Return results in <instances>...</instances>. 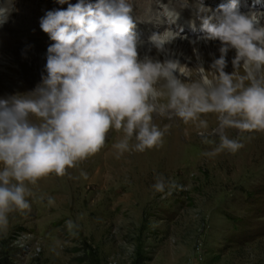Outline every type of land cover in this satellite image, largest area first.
I'll use <instances>...</instances> for the list:
<instances>
[{
  "label": "clouds",
  "instance_id": "1",
  "mask_svg": "<svg viewBox=\"0 0 264 264\" xmlns=\"http://www.w3.org/2000/svg\"><path fill=\"white\" fill-rule=\"evenodd\" d=\"M132 11L130 0H79L41 18L40 28L55 41L47 48V75L29 94L0 98V234L11 213L31 210V186L68 175L105 147L110 131L121 134L113 145L117 158L163 146L168 126L158 127L154 116L174 114L202 136L208 128L202 116L210 113L220 129L264 132V13H242L239 0H229L219 14L202 16L200 39L219 40L221 55L211 78L200 69V79L186 83L175 73L189 72L177 62L138 59ZM176 35L166 31L151 40L161 49ZM229 49L236 50L232 64L243 74L224 71ZM243 147L221 135L204 155ZM153 188L167 196L181 186L160 175ZM68 227L78 225L69 221Z\"/></svg>",
  "mask_w": 264,
  "mask_h": 264
},
{
  "label": "rangeland",
  "instance_id": "2",
  "mask_svg": "<svg viewBox=\"0 0 264 264\" xmlns=\"http://www.w3.org/2000/svg\"><path fill=\"white\" fill-rule=\"evenodd\" d=\"M38 1L18 0V5L31 11L55 4L56 10L59 3ZM161 9L156 6L167 18L172 16ZM41 31L36 27L27 34L42 36L37 35ZM160 31L154 35L168 30ZM3 32L14 34L9 25ZM180 36L172 53L161 48L165 62L178 63L184 40L196 42V47L216 41ZM5 42L0 38L1 45ZM6 54H0V98L33 92L47 75V53H38L40 69L23 63L29 78L37 77L35 83L21 75L14 52ZM201 61L192 62L196 80L200 69L208 73ZM186 69L190 77L178 71L175 75L187 83L193 74ZM214 73L210 69L207 75ZM202 118L208 122L203 136L174 114L154 116L157 126H174L165 133L163 146L119 158L113 145L121 134L110 131L105 147L68 175H52L31 186V210L11 213L6 233L0 234V264H264V132L242 134L220 129L216 115ZM221 135L240 140L244 147L234 154L224 150L205 156L219 145ZM160 175L181 188L167 196L156 192L153 185ZM69 221L78 227L70 230Z\"/></svg>",
  "mask_w": 264,
  "mask_h": 264
},
{
  "label": "bare ground",
  "instance_id": "3",
  "mask_svg": "<svg viewBox=\"0 0 264 264\" xmlns=\"http://www.w3.org/2000/svg\"><path fill=\"white\" fill-rule=\"evenodd\" d=\"M45 1L46 0H44V2ZM196 1L197 0H130L133 7V11L131 15L133 16L135 22L134 31L138 38L137 52H138V59L140 61H142L146 57H149L152 58V62H161V63L165 62L162 55L163 52L161 51V49H158L151 40V37H153V35L156 32L160 31L161 28L174 33H178V35H176L173 39H171L170 41L166 42L163 45V49L165 51L169 50L170 53H172L173 51L172 48L175 47L174 45L177 46L179 43H181L180 35H186V36L203 35V33L201 32V24H202L201 17L205 15H210L212 14V12H217V14H219L218 12L219 7L221 5H227L229 3V0H204V1H200V3ZM78 2L79 0H68V3H71L72 5H75ZM94 2L95 0H85V3H94ZM68 3L65 4L58 3L56 5V10H66L68 7ZM185 3L186 5H184ZM42 5H43L42 7L41 5H39V7L35 6L34 8H31L30 11L29 8L27 9L24 8L22 4L18 5V0H0V19H2V22H0V38L6 39L4 45H1L0 43V54H2L3 56L9 51H12V53L14 52L12 59L19 61L21 63L22 65L20 71L21 75L27 77L28 79H30L31 82L34 83L37 80V77L29 78L30 75L28 70L29 68H27V65L23 63L31 62L33 66L34 65L38 66L39 65L38 60L40 58L38 53L41 54L47 53L44 51H46L49 46L55 43V41L51 40L49 35L44 31H41L39 34L37 33V35L44 34L42 36H34L32 34L31 35L27 34L30 31V29L40 27V20L42 18L41 16L42 13H46L48 11H55V7L53 9V5L55 4H52V8L46 4H42ZM157 5H162V9L163 7L165 9H168L167 11L171 12L172 16L170 15L171 17L167 18L168 17V16L166 17L167 13L163 11H157L156 10ZM201 9H205L207 11L202 12ZM239 10L242 13H245L246 11L249 10H252V12L264 13V0H239ZM260 23L261 25H264V17L261 18ZM8 25L10 26V29H12V31L14 32L13 35H7L6 33L3 32V30H5V27H7ZM184 43H186L185 45L186 48L184 47L185 51L179 56L178 64L181 67H186L188 68V70H191L193 74L192 78L194 80H196V78H195V71L192 65L193 61L202 60L205 64V69L206 71H208V73L210 69L215 72V69L212 67V65L214 61L218 59L221 55L219 49L221 48L222 44L219 40L210 41V43H208L209 45L202 44L197 47L195 46L196 42L192 43L190 40L189 41L184 40ZM28 49H35V50H28ZM235 55H236V50L229 49L226 55L227 65L224 71L229 74H232L237 71L238 74H243L242 67L234 68V66L233 65L231 66L230 64L231 59H234ZM42 56L44 57V55ZM42 60L43 58L41 59V61ZM10 63L13 64V62ZM192 78H190V81L192 80ZM214 116L215 114H211V113L206 114V117H209V119H213ZM164 126L165 125L163 126L159 125L158 127L163 129ZM170 127L171 126H168V130L171 129L172 127L174 128V126H172L171 128Z\"/></svg>",
  "mask_w": 264,
  "mask_h": 264
}]
</instances>
